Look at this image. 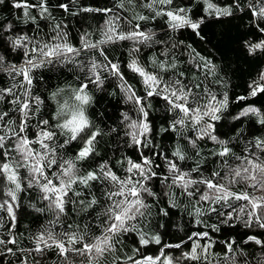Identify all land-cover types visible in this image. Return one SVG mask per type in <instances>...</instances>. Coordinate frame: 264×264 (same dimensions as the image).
<instances>
[{
    "label": "snow or ice",
    "instance_id": "obj_1",
    "mask_svg": "<svg viewBox=\"0 0 264 264\" xmlns=\"http://www.w3.org/2000/svg\"><path fill=\"white\" fill-rule=\"evenodd\" d=\"M10 5L20 10L16 20L31 27L0 23V74L7 77V83L0 80V101L8 105L0 111V264H13L6 257L18 264H264V134L243 130L250 118L264 129V110L249 104L229 112L228 93L219 90L226 81L211 53L178 38L190 31L204 42L205 27L231 18L239 21V43L247 53H264V0H114L104 8L83 7L78 0H10ZM57 12L101 13L98 38L77 29L74 43L72 28ZM121 44L126 61L110 56L109 49ZM60 68L77 75L78 85L57 86L42 96L37 85L47 86L44 73ZM106 81L116 82L128 106L107 131L88 111L90 86L103 91ZM65 93L70 95L61 102ZM259 94L264 72L248 85L247 96L236 99ZM157 101L159 125L152 115ZM229 119L231 127L222 132ZM104 135L115 145L110 157L98 151ZM165 136L173 143L158 141ZM180 198L203 227L163 244L151 209L163 204L158 211L170 216ZM25 205L46 219L22 247L18 214ZM73 216L79 219L69 222ZM212 216V224L201 219ZM222 225L247 231L239 240L230 235L217 240ZM128 237L131 254L121 252ZM150 245L160 246L158 254L143 251Z\"/></svg>",
    "mask_w": 264,
    "mask_h": 264
},
{
    "label": "trees",
    "instance_id": "obj_2",
    "mask_svg": "<svg viewBox=\"0 0 264 264\" xmlns=\"http://www.w3.org/2000/svg\"><path fill=\"white\" fill-rule=\"evenodd\" d=\"M65 2H67V0H65ZM78 3L83 7L104 8L111 7L114 0H78ZM20 14V10L11 7L10 0H5V4L0 5V23L13 21L17 24L18 28H30V24L25 25L16 20V17ZM61 15L64 16L65 22L69 24L70 28H72L71 38L74 43L78 41L76 33L77 29L87 30L90 33L94 32L95 34L92 36V39L95 40L98 38L99 32L96 30L103 24L104 19L101 13H81L79 16L73 17L62 12H57L58 17ZM158 23L159 22H157V24ZM237 23H239V21H232L231 18H224L222 22H217L215 24L210 23L204 29V34L206 36V40L204 42L199 41V39L194 37L190 31L183 32V34L179 35L178 38L185 39L187 42L192 43L193 46L198 48V50H202V54L204 55L211 53L212 58L219 66L220 76H222L226 81L225 86L219 90L221 92L226 91L228 93L230 100L229 112L236 113L249 104L255 105L264 110V94H259L256 97L242 101H238L236 99L240 96H247L248 85L258 76L259 73L264 72V53H257L256 55H249L247 53V51L239 43L241 29L236 27ZM149 27H155V25L150 24ZM156 30L159 31V28L157 27ZM109 52L111 57H119L125 61L127 59V49L123 46V44L112 46L109 49ZM149 54V52L145 53L146 56ZM125 72L126 75L129 76V82L136 85L139 89L140 85L138 80L136 78H132V74L127 73L126 69ZM44 75L48 81L47 86L45 87L42 84H38L37 87L40 94L45 97L48 96L52 90H55L57 86L66 87L71 85L75 87L79 83L77 75L64 68H60L53 72L46 71ZM0 80L7 83L6 75L0 74ZM105 84L106 87L103 91L96 89L94 86H90L89 94L93 96V103L89 107L88 111L90 118L101 128L107 131L108 127H115L119 124L120 113L127 111L128 106L123 103L120 89L116 87L115 81H112L111 83L106 81ZM49 104L54 111L55 102L49 101ZM161 106L160 102H154L152 115L156 118L157 125L162 122L159 119L161 112L156 110ZM7 107L8 105L4 101H0V111L6 110ZM253 121L254 118H250L243 125L245 134H247L250 130L255 132L257 135L264 134V129ZM230 127L231 121L229 119L226 125L220 130L222 132H227ZM99 139L100 143L98 145V151L100 152V155L102 157H110L112 155V150L115 147L112 142V137L104 135ZM158 141L160 143H173V140L168 139L167 136L158 138ZM208 147H211L210 142ZM206 150L207 149H205V151ZM186 151H188V154L191 155V151L188 149H186ZM127 154L133 156L135 155L134 150L131 148L127 149ZM179 204L180 208L170 209L171 214L167 217L164 216L162 212L158 211L159 208H163L165 205H154L151 209L150 220L152 225H161L159 229L153 230L160 234L163 244L178 243L180 242L181 237L185 235V231H195L203 227V225H197L194 219L188 215V212L193 209L187 200L180 198ZM177 212H179V215H177ZM0 215H2V213H0ZM18 215L19 226L17 229V236L21 241V246L27 247L29 246L27 237L30 231L37 230L39 225L45 222L46 217L34 212L33 209L27 207L26 205L22 208ZM78 219V217L73 216L69 222ZM201 219L206 220L209 224L216 222L215 216H212L210 219L207 217H202ZM177 225H180L183 230L177 231ZM246 231V229H243L239 225L234 228L222 225L221 232L215 234L214 238L219 240L230 235L232 238L239 240ZM133 247V238L128 237L124 240V246L121 248V252L131 254V249ZM159 248V245H150L143 251L149 255H156L158 254L157 250ZM216 250H219L218 246ZM164 251L168 256L175 257L178 255V251L175 249H164ZM51 258L54 259L55 257ZM8 259L13 260V264H18L14 257H6V260Z\"/></svg>",
    "mask_w": 264,
    "mask_h": 264
},
{
    "label": "clouds",
    "instance_id": "obj_3",
    "mask_svg": "<svg viewBox=\"0 0 264 264\" xmlns=\"http://www.w3.org/2000/svg\"><path fill=\"white\" fill-rule=\"evenodd\" d=\"M69 95H70L69 93H65V94L61 95V96L59 97L60 101L63 102L65 99L68 98ZM70 102H71V101H70Z\"/></svg>",
    "mask_w": 264,
    "mask_h": 264
}]
</instances>
